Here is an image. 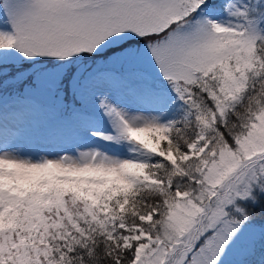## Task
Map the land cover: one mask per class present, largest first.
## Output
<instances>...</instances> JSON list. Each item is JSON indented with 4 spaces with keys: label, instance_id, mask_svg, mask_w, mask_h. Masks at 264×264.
<instances>
[{
    "label": "snow or ice",
    "instance_id": "6c2138e0",
    "mask_svg": "<svg viewBox=\"0 0 264 264\" xmlns=\"http://www.w3.org/2000/svg\"><path fill=\"white\" fill-rule=\"evenodd\" d=\"M0 264H264V0H0Z\"/></svg>",
    "mask_w": 264,
    "mask_h": 264
}]
</instances>
